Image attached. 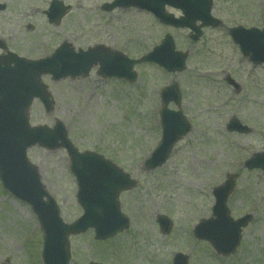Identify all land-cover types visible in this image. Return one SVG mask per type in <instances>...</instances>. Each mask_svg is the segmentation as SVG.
I'll return each instance as SVG.
<instances>
[{"label": "rangeland", "instance_id": "rangeland-1", "mask_svg": "<svg viewBox=\"0 0 264 264\" xmlns=\"http://www.w3.org/2000/svg\"><path fill=\"white\" fill-rule=\"evenodd\" d=\"M50 1L0 0L6 5L0 12V40L8 52L37 60L66 42L75 52L103 45L139 59L169 34L176 50L187 55L186 68L179 73L135 66L133 84L101 79L97 67L84 78L57 83L50 76L40 78L53 110L45 115L34 100L27 112L30 125L61 122L80 152L102 156L136 183L118 199L129 229L104 243L94 241L92 231L70 237V264H172L176 253L189 255V264H264V171L244 168V162L263 151L264 65L253 66L228 34L235 26L264 29V0H213L212 16L222 26L204 29L197 41L189 39L187 30L164 27L145 12H102L101 6L112 0H59L71 10L51 25L44 15ZM228 78L237 89L226 83ZM172 84L179 88L180 109L191 130L164 166L147 172L143 162L160 139L159 95ZM168 108L177 110L173 104ZM234 119L250 133L227 132ZM27 157L63 221L69 224L80 217L65 152L35 147ZM233 173L238 178L227 203L231 216L251 215L252 222L243 230L236 253L220 258L208 244L195 241L192 230L211 215L212 189ZM159 215L172 221L167 236L159 232ZM41 240L30 208L0 187V264H42Z\"/></svg>", "mask_w": 264, "mask_h": 264}, {"label": "water", "instance_id": "water-1", "mask_svg": "<svg viewBox=\"0 0 264 264\" xmlns=\"http://www.w3.org/2000/svg\"><path fill=\"white\" fill-rule=\"evenodd\" d=\"M169 5L180 8L184 18L174 20L165 16L163 8ZM137 7L151 11L161 21L176 27H187L200 36L196 21L201 27L218 26V22L209 16V0H115L103 10L111 11L116 7ZM4 7H0L3 10ZM57 13L53 15V12ZM66 9L57 2L51 6L47 16L50 22H58ZM233 40L240 46L244 55H250L255 64L264 63V31H245L242 28L231 30ZM185 56L174 53L172 40L168 38L152 54L139 60L130 61L116 52L103 47L74 54L66 44L61 46L51 59L41 62H28L13 55L0 57V181L3 187L16 198L30 204L38 216L44 236L43 260L45 264H68L69 251L67 237L94 228L97 239L104 240L128 227V221L119 211L116 198L121 191L128 190L134 184L113 165L91 153L79 154L66 139L64 128L56 123L51 130L44 127L30 128L27 124L26 110L33 98H39L46 110H52V104L38 78L43 74L52 75L54 80L67 76L86 75L93 65L99 64L98 74L104 78L115 77L133 82L136 75L133 66L143 62H153L169 72L184 69ZM163 109L160 114L162 139L146 162L147 170L162 166L174 144L184 137L190 126L180 111L167 109L169 102L179 105L177 87L163 92ZM228 131L246 133L248 130L234 121L227 126ZM35 145L54 150L64 148L72 164L73 174L78 183V202L84 210L83 216L70 226L62 224L58 218L53 200L44 192L39 182L36 168L26 159V150ZM249 169L264 170V153L247 163ZM234 176L213 190L215 204L212 217L202 220L194 229V237L208 242L213 249L224 256L233 254L241 240V229L250 222L249 216L233 221L230 218L226 202L235 186ZM158 223L163 234H168L170 224L159 218ZM174 264H187V257L176 255Z\"/></svg>", "mask_w": 264, "mask_h": 264}]
</instances>
